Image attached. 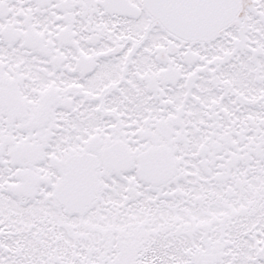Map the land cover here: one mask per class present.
<instances>
[{
	"label": "snow or ice",
	"instance_id": "snow-or-ice-1",
	"mask_svg": "<svg viewBox=\"0 0 264 264\" xmlns=\"http://www.w3.org/2000/svg\"><path fill=\"white\" fill-rule=\"evenodd\" d=\"M0 264H264V0H0Z\"/></svg>",
	"mask_w": 264,
	"mask_h": 264
}]
</instances>
